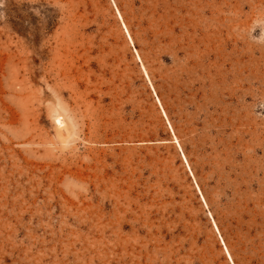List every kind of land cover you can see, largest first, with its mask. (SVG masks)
<instances>
[{
    "label": "rangeland",
    "instance_id": "1",
    "mask_svg": "<svg viewBox=\"0 0 264 264\" xmlns=\"http://www.w3.org/2000/svg\"><path fill=\"white\" fill-rule=\"evenodd\" d=\"M0 264H264V0H0Z\"/></svg>",
    "mask_w": 264,
    "mask_h": 264
},
{
    "label": "bare ground",
    "instance_id": "2",
    "mask_svg": "<svg viewBox=\"0 0 264 264\" xmlns=\"http://www.w3.org/2000/svg\"><path fill=\"white\" fill-rule=\"evenodd\" d=\"M120 17V16H119ZM126 31V30H125ZM127 32V31H126ZM127 35H128V33H127ZM175 141H177L176 139H175ZM185 159V158H184ZM215 228H216V226H215ZM217 229V228H216ZM222 243H223V241H222ZM224 248H225V250H226V252H227V254H228V257H229V259H230V261H231V258H230V255H229V253H228V251H227V249H226V247H225V245H224Z\"/></svg>",
    "mask_w": 264,
    "mask_h": 264
}]
</instances>
